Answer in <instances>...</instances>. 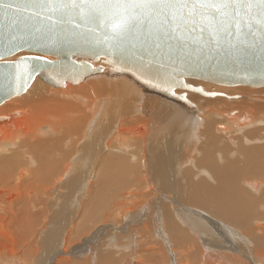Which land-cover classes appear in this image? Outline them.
<instances>
[{
	"label": "bare ground",
	"instance_id": "obj_1",
	"mask_svg": "<svg viewBox=\"0 0 264 264\" xmlns=\"http://www.w3.org/2000/svg\"><path fill=\"white\" fill-rule=\"evenodd\" d=\"M24 54L5 60H15ZM47 58L54 60L53 57ZM103 60L95 63L104 68L100 75L56 89L42 83L37 76L24 96H16L0 105V115H8L0 121V239L4 241V244L0 241V256L5 253L10 263L17 264H23V255L29 252L39 254L40 251L36 261L39 264H47L50 258L44 259L49 254L58 257L57 248L72 242L69 241L72 239L68 240V236L72 238L71 231L69 234L66 232L70 227H66L61 219L52 223L54 228L51 227V231L46 230L45 226L51 222L49 219L37 229L36 203L46 201L41 210V217L46 218L54 207L55 214L60 213L63 207L71 212L73 198L80 196V200L75 201H80V206L86 205V209L89 207L81 211L86 224L93 220V209L102 208L112 213V217L106 215L104 222L114 219L123 224L126 221L123 225L126 232L143 238L140 244L127 239L120 246L115 242L117 249L126 251L125 255L118 261L110 255L101 256L99 264H146L134 257L137 253L135 247L141 254V247L147 249L148 245H153V240L158 239L156 237L163 235L174 245L177 264H210L211 261L240 264L245 258L237 256L242 253L257 258L254 264H264V220L258 224L260 227L253 226L258 218L261 220L263 216L264 219V212L257 210L261 198L254 197L251 191L256 183L248 188L249 180L260 178L264 182V127L255 128L258 124L264 126V118L257 111L258 105L257 113L252 110L253 106L244 105L247 111L242 110L243 114L229 116V111L240 107L237 105L239 101H233L229 95L235 92L245 95L243 89L256 92L255 88L264 87L229 86L186 77V84L190 85L187 81L200 80V84L196 83L201 86L195 87H203L204 90L212 87L216 95L197 93L213 97L203 98L204 101L200 102L194 95L196 92L189 94L187 91L190 90L176 89L177 95L183 92L180 96L185 97L180 100L144 87L128 76L109 74ZM113 81H122L121 86L128 88V92L116 91L118 87L115 89ZM221 91H227V94L221 97ZM260 109L264 110L263 107ZM195 110L202 120L193 114ZM218 123L224 126L217 129ZM64 133L73 134L66 136ZM127 138L132 142L128 143ZM199 142V148L194 147ZM143 162L150 166L149 171L140 170ZM194 164L195 172L191 171ZM184 181L187 184L183 186ZM86 184L87 190L84 189ZM131 186L132 189L127 190ZM253 191L256 194L260 192L264 202V186ZM183 192H186L185 198ZM155 198L161 204L160 208L165 210L164 215H160L163 223L158 220V226L148 218ZM165 198L178 207L176 217L167 209L170 207L164 203L167 202ZM48 203L50 210L45 207ZM188 205L213 212L225 221L238 222L239 227L235 224L237 229L228 230L240 246L235 248L230 243L232 239L224 236L223 241L230 244V247H224L204 225L203 218L208 220L207 213L196 208V211L181 209ZM77 211L74 210L75 213ZM96 223L94 228L100 225L98 221ZM88 228L86 225L80 235H84L82 232L85 230L88 233ZM157 230L161 235L156 234ZM36 231L37 238L32 236ZM79 231L72 228L75 234ZM88 235L86 237H90L83 240L77 238L78 242L75 239L76 243H83L76 249L78 252L89 250L98 237ZM199 237L202 244L207 242L208 246L200 249ZM39 241L42 247L37 249L34 243ZM166 245L168 247L169 243ZM228 250L239 254L233 256ZM199 251L201 258L197 260L196 252ZM92 257L88 256L83 264H92Z\"/></svg>",
	"mask_w": 264,
	"mask_h": 264
},
{
	"label": "snow or ice",
	"instance_id": "obj_2",
	"mask_svg": "<svg viewBox=\"0 0 264 264\" xmlns=\"http://www.w3.org/2000/svg\"><path fill=\"white\" fill-rule=\"evenodd\" d=\"M6 4L14 16L29 13L17 23L36 20L34 35L53 41L66 25L82 23L106 47L131 46L141 56L163 47L178 62L240 58L252 50L264 59V0H0V9ZM193 32L199 35L191 38ZM10 54L0 50V60Z\"/></svg>",
	"mask_w": 264,
	"mask_h": 264
},
{
	"label": "water",
	"instance_id": "obj_3",
	"mask_svg": "<svg viewBox=\"0 0 264 264\" xmlns=\"http://www.w3.org/2000/svg\"><path fill=\"white\" fill-rule=\"evenodd\" d=\"M0 11L4 13L0 17V50L7 52L12 49L13 52L0 60V105L25 94L37 76L44 83L58 88L100 75L104 68L95 63L101 59L108 66L109 74L128 76L144 87L180 100L185 97L177 95L176 89H187L205 96L216 95L201 87L186 84V77L229 86L264 87V59L259 50H252L240 58L213 56L178 62L176 55H170L163 47L151 56L137 55V49L131 46L119 50L106 47L89 30L92 26L82 23L78 28L66 25L55 41L40 38L34 35L38 21L32 20L25 24L16 22L17 19L23 20L29 13L14 16V9L7 4ZM197 35L199 33L193 32L191 38ZM204 36L207 38V32ZM21 53L28 55L5 60ZM47 57H53L54 60ZM169 84L174 87H169Z\"/></svg>",
	"mask_w": 264,
	"mask_h": 264
},
{
	"label": "rangeland",
	"instance_id": "obj_4",
	"mask_svg": "<svg viewBox=\"0 0 264 264\" xmlns=\"http://www.w3.org/2000/svg\"><path fill=\"white\" fill-rule=\"evenodd\" d=\"M23 54V53H22ZM24 55H27V53L26 54H24ZM21 56H23V55H20V57ZM105 65V64H104ZM107 66V65H106ZM108 67V66H107ZM40 81L42 82V80L40 79ZM188 83H190V85H193V86H201V85H199L200 83L199 82H201L200 80H192V81H187ZM196 82H198L199 84L197 85V83ZM42 83H44V82H42ZM122 81H118L117 83H115L114 81H113V84L115 85V89H116V91L117 90H120V91H122V92H126L127 90H128V88L126 89V87L125 86H121L122 84ZM47 84V83H46ZM49 85V84H48ZM50 87H51V85H50ZM114 87V86H113ZM52 88V87H51ZM203 88V87H202ZM56 89V88H55ZM126 89V90H125ZM211 89V90H210ZM204 90V89H203ZM242 90V89H241ZM240 90V91H241ZM248 90H250L249 92H248ZM255 90H256V92L253 90V89H246V91L243 89V91H242V93H244L245 92V95L244 94H240L241 92H238L237 94H236V92L233 94V95H229L230 96V98L233 100V101H239V104L237 103V105L238 106H240V107H238L237 109H233V110H231V111H229V116L230 117H235L237 114H243L245 111H247V110H245L246 108H244V105H247V106H253L252 107V110H254L256 113H257V111L259 112V115H260V117H262V118H264V110H262V109H260L261 107H263L264 108V88H262V89H257V88H255ZM258 90V91H257ZM204 91H210V92H213V90H212V87H209V89H206V90H204ZM251 91H254V92H251ZM128 92V91H127ZM126 92V93H127ZM189 94L190 93H194V92H190V91H187ZM209 92V93H210ZM183 93V92H182ZM182 93H178L179 95L180 94H182ZM224 93V94H223ZM26 94V93H25ZM24 94V95H25ZM186 94V93H185ZM227 94V91H221V95H219V96H225ZM251 94V95H250ZM23 95V96H24ZM194 95H196V96H198V98H199V100H200V102L201 101H204L203 100V98L204 99H206V98H208V99H210V98H213V97H204V96H199V94H197V93H194ZM249 95V96H248ZM19 97H22V96H19ZM261 97V98H260ZM215 98V97H214ZM258 98V99H257ZM261 99V100H260ZM227 100H229V98L227 99ZM242 100V101H241ZM249 100V101H248ZM245 102V104H243L244 102ZM243 102V103H242ZM243 104V105H242ZM250 104V105H249ZM252 104V105H251ZM256 105H258V106H260L259 107V109H257L256 108ZM118 107H119V103H118ZM243 107V108H242ZM250 107V108H251ZM255 108V109H254ZM239 109V110H238ZM256 109H257V111H256ZM244 112H243V111ZM233 111V112H232ZM261 111V112H260ZM16 112H17V110H16ZM206 112V111H205ZM15 113V112H14ZM193 114L197 117V116H199L198 118L200 119L201 118V116H200V114H198L197 112H196V110H195V112H193ZM204 114H206V113H204ZM4 116H8V115H0V119H4ZM203 118H201L200 120H202ZM121 122H124V120H120ZM119 121V122H120ZM1 123V122H0ZM222 126H224V124L223 123H218V125L216 126L217 127V129H221L222 128ZM263 128L264 126H261V125H256V129H258V128ZM64 134H66V136H71L73 133H64ZM127 140V142L129 143V142H132V140H131V138H127L126 139ZM199 144H200V142L198 143V145H195L194 147H197V148H199ZM264 146V145H263ZM141 148V149H140ZM139 149L142 151V154H143V152H144V149L142 148V146L140 147ZM182 154V153H181ZM148 162V161H147ZM230 162H232V161H230ZM148 164H150L149 162H148ZM191 166V165H190ZM196 165L194 164V165H192L191 166V171H193V172H195V171H197V169H196V167H195ZM149 167L150 166H146V164H144V162H143V167L141 166V168H140V170H142V169H144V171L146 170V171H149L150 169H149ZM148 168V169H147ZM194 168V169H193ZM195 170V171H194ZM22 173H24V172H22ZM20 174L21 173H19L18 174V179H19V176H20ZM262 179H260V178H255L254 180H249L250 182V184H249V186H248V188H250V186L252 187V186H254V184L253 183H256V185H255V187H252L253 189H261L263 186H264V182H262L261 181ZM187 183L184 181V183H182V185L184 186V185H186ZM87 188H88V184H86V186L84 187V189H86L87 190ZM130 189H132V186H131V188H129V189H127V190H130ZM253 189H251V191H252V193H253V195H254V197H258L259 196V198H261L258 202H261V204H259L258 205V207H257V210L260 212L261 211V213H263L264 212V202L262 201V197L260 196L261 195V193L260 192H258L257 194H256V192L255 191H253ZM83 191V190H82ZM147 190L145 189V193L146 194H148L149 192L147 191ZM64 193V192H63ZM62 193V194H63ZM184 193V195H183V197L185 196L186 197V195H185V193L186 192H183ZM255 193V194H254ZM62 194H61V196H62ZM81 194V193H80ZM156 195V194H155ZM79 197V198H78ZM78 197H76V198H73L74 200H73V202H72V204H73V206H71V212H67L66 210H65V207H63V210L60 212V213H57V214H55V207L51 210V212H52V214H47V217L46 218H44L43 216L41 217V210L43 209V204H45L46 203V201H42V200H39L38 201V203H36L37 204V206H36V216H35V222H36V226L35 227H38L37 229H40V226H41V224L44 222V221H47V220H49L50 219V223L48 224V225H46L45 226V228H46V230H50L51 231V227H52V223H54V222H58L59 220H61V219H63L64 221H65V226L66 227H70L69 229L67 228V234H69V231H71V233H72V238H69V236H68V240L69 239H72V240H69V241H74L73 243H74V245H73V243L72 242H69V244L70 243H72V244H70V246L71 247H69L68 248V250H67V252H68V254H67V252L65 251L66 250V248L69 246V244H68V246H67V243H63L62 244V246H59V248H57L58 250H57V256L58 257H53V255L51 256L50 254H49V256L47 255V257H45V259L44 260H47L48 259V257L50 258V259H48L46 262H47V264H83L84 263V260H86V259H88V256H92L93 255V257L90 259L91 260V263L92 264H99V259H100V257L102 256L103 258H105V257H107V256H105V255H110L111 256V258L112 259H114L115 261H118L119 259H120V256H123V254L125 255V253L124 252H126V251H124V250H121V249H117L116 248V244H119V246H120V244H124L127 240H130L131 242H138L139 244L140 243H142L143 241V238L141 239V238H137V236L136 235H134V234H131L129 231H128V233L126 232L127 231V228H123V225H124V222H125V224H126V221H124V222H122L123 224H119L118 223V221L116 222V221H114V219H113V221L111 220V221H107V222H104L103 220H105V217H106V215H109V216H111L112 217V213H107V211L105 210V209H102V208H94L93 209V212L91 213V218L93 219L92 220V222L88 225V224H86L85 223V216L82 214V212H84L85 210H87L86 209V205L85 206H80V201L78 202H76L75 200H80V196H78ZM158 197V196H157ZM184 197V198H185ZM78 198V199H77ZM174 198V197H173ZM157 198H155L154 200H155V202H154V205H153V207L149 210V212H148V218L150 217V219L152 220V223H154V224H158L157 223V221L159 220L160 221V224H162L163 223V221L160 219V215H164V207H162V208H160L161 207V204L159 203V201L158 200H156ZM165 200L167 201V202H164V203H167L166 204V206H168V207H170V208H167L171 213H173L174 214V216L176 217L177 216V214H176V212L178 211V207L177 206H175L173 203L172 204H170L169 203V199H166L165 198ZM172 202V201H171ZM156 203H158V204H156ZM56 206H57V202H55L54 203ZM60 203L58 202V205H59ZM180 204V203H179ZM178 205V204H177ZM41 206H42V208H41ZM49 203L47 204V206H45L47 209H49L50 210V208H49ZM173 207V208H172ZM174 207H175V209H174ZM201 209L202 211H204L203 213H207V218H208V220H209V222H208V220L206 221V218H203V220H204V222L206 223V224H204L210 231H211V234H214L215 235V237L223 244V246L224 247H230L229 245L230 244H228L227 242H224L223 241V239H224V236L225 237H227V239L229 238L230 240H231V242L230 243H232L233 244V246H235V248H238V246H240L239 245V243H237V242H235L234 241V238L232 237V235H231V233H230V231L229 230H232V229H234V228H236L237 229V227H239V225H238V222H228V221H225V219L224 218H221V217H216L214 214H213V212H210V211H208V210H206V209H203V208H200V207H197V206H190V205H188L187 207H182L181 209H184V210H189V209H193L194 211H196V209ZM85 209V210H84ZM73 210V211H72ZM74 210L75 211H77L76 213L74 212ZM84 210V211H83ZM164 210V211H163ZM39 211V212H38ZM82 211V212H81ZM153 211V212H152ZM254 211H256V207H255V209H254ZM80 213V215H78L79 213ZM153 213V214H152ZM161 213V214H160ZM40 214V215H39ZM212 214V215H211ZM180 215L182 216V214L180 213ZM211 215V216H210ZM111 217H110V219H111ZM212 219V220H211ZM219 219V220H218ZM259 220H256L255 222H254V224H253V226L254 227H256V228H258V227H260V225H258V224H260V223H262V221L264 220L263 219V216H262V218H261V220H260V218H258ZM151 220H148V221H151ZM215 220H217V221H215ZM96 221H98V223L100 224V225H98V227L100 228V230H99V228L98 227H95L94 228V226L97 224L96 223ZM101 221H103L102 223H100ZM95 224H94V223ZM84 223L87 225V226H89V228L87 229V231H88V233H89V235H96V236H98V237H96L95 238V240H94V242L93 243H91V245L89 246V250L87 249L85 252H83V253H80V252H78V250H76L80 245H82L83 243H82V240H83V238H89V237H86V235L88 234L87 232H86V230L85 231H83L82 232V234L84 233V235H80L81 234V230L86 226H84ZM233 224H234V226H233ZM235 224H237L236 226H235ZM71 225H73V227H71ZM226 225V226H225ZM76 226H77V228H76ZM78 226L80 227V228H78ZM82 226H83V228H82ZM90 226H92L93 227V229H91L92 227H90ZM97 226V225H96ZM119 226H122V227H119ZM158 226V225H157ZM225 226V227H224ZM66 227H64V235H66V232H65V230H66ZM75 227V229L76 230H78L79 231V229H80V231H79V234H78V232L75 234V232H72V228H74ZM116 227H119V228H116ZM152 227H154L153 225H152ZM230 227V228H229ZM49 228V229H48ZM52 228H54V227H52ZM229 229V230H228ZM63 230V229H62ZM97 230H99V231H97ZM103 230V231H102ZM125 230V231H124ZM43 231V230H42ZM89 231H91V232H89ZM92 231L94 232V233H92ZM226 231H228V233L226 232ZM158 232H159V230H157V233L156 234H158ZM232 232V231H231ZM234 232L236 233V231L234 230ZM41 233H44V231L43 232H41ZM63 233L61 232V238H62V240H63V237H64V235H63ZM241 233V232H240ZM79 236H78V235ZM127 234H129V235H127ZM152 234H153V232H152ZM217 234V235H216ZM37 235H38V231H36L32 236L33 237H35V238H37ZM73 235H76V236H74L73 237ZM131 235V236H130ZM158 235H161V234H158ZM158 235H156V236H158ZM222 235V236H221ZM80 237L82 238V240H81V243L82 244H78V243H76V242H78V240H80ZM104 237V238H103ZM128 237H130V238H128ZM147 237V236H146ZM149 237V236H148ZM163 237V238H162ZM166 235H163V236H159V237H156V238H158V239H155V240H153V245H150V247H149V245L147 246V249H145L144 250V248L143 247H141L142 248V250H141V252H143V253H141V254H139V251H138V249L139 248H137V247H135L136 248V251H137V253L134 255V257H138V259L139 260H137L138 262H140V261H144L146 264H177L178 263V258H176L177 256V254L174 252V245H172L168 240V238L166 237ZM60 238V239H61ZM74 238V239H73ZM77 238H79L78 240H77ZM132 238V239H131ZM162 238V239H161ZM200 238V237H199ZM223 238V239H222ZM75 239H76V242H75ZM127 239V240H126ZM201 239V238H200ZM199 239V240H200ZM228 239V240H229ZM42 240V239H41ZM241 240H243V239H241ZM0 241H1V243L2 244H4V241L3 240H1L0 239ZM166 241V242H165ZM233 241V242H232ZM40 242V241H39ZM34 243L35 244V247L37 248V249H40L41 247H42V243L40 242V243ZM115 242H116V244H115ZM121 242V243H120ZM124 242V243H123ZM129 242V241H128ZM165 242V243H164ZM240 242V241H239ZM76 243V244H75ZM169 243V245H168V247H166L167 245L166 244H168ZM225 243V244H224ZM227 243V244H226ZM241 243V242H240ZM199 244H200V249H202L203 247L202 246H208V245H206L207 244V242H205L204 244H202V239L199 241ZM198 244V245H199ZM202 244V245H201ZM244 244V243H243ZM7 245V248H8V244H6ZM172 245V246H171ZM76 246V247H75ZM93 248H92V247ZM251 246V245H250ZM173 247V248H172ZM242 247V246H241ZM92 250H91V249ZM250 248H252V247H250ZM71 249V250H70ZM226 249V248H225ZM225 249H221V250H219V249H216V251H219V252H227V250H225ZM60 250V251H59ZM73 250H75V251H73ZM144 250V251H143ZM173 250V251H172ZM250 250V249H249ZM248 249H247V251H249ZM63 251V252H62ZM71 251H73V252H71ZM135 251V250H134ZM208 251V250H207ZM229 251V253L230 254H233V256H236L237 254H239L238 252H235V251H233V250H228ZM78 252V253H77ZM88 252V253H87ZM93 252V253H92ZM122 252V253H121ZM56 253V252H55ZM71 253V254H70ZM92 253V254H91ZM197 254H196V256H197V260H198V258H201V255H200V251L199 252H196ZM27 254H28V256H27ZM27 254H25V255H23L24 256V262H23V264H37L38 262H36V261H38L39 259H38V256H39V254H40V251H39V254L37 255V254H35V253H31L30 254V252L29 253H27ZM53 254H54V252H53ZM66 255V257H65V255ZM86 254V255H85ZM213 254V253H212ZM6 254L5 253H2V255L0 256V264H14L15 262H12V263H10V261H8V258L5 256ZM35 255V256H34ZM214 255V254H213ZM212 255V256H213ZM140 256V257H139ZM3 259H2V258ZM53 257V258H52ZM63 257H65V259L63 258ZM86 257V258H85ZM237 257H241V259H243V258H245L244 260H241L242 262L240 263V264H254V262L256 261V260H258L257 258H255V257H253L252 256V254H246V253H242V254H240L239 256H237ZM25 258H26V260H25ZM67 258V259H66ZM135 258V259H136ZM254 258V259H253ZM38 259V260H37ZM142 259V260H141ZM144 259V260H143ZM32 260V261H31ZM66 260H69L70 262H68V261H66ZM157 260V261H156ZM53 261V262H52ZM57 261V262H56ZM133 261H134V259H133ZM245 261V262H244ZM40 262V261H39ZM44 263H46L45 261H43ZM86 262H87V260H86ZM96 262V263H95ZM137 262V263H138ZM134 263H136V262H134ZM141 263V262H140ZM216 264V262H210V264ZM256 263V262H255ZM15 264H17V263H15ZM39 264V263H38ZM41 264V263H40ZM43 264V263H42Z\"/></svg>",
	"mask_w": 264,
	"mask_h": 264
}]
</instances>
